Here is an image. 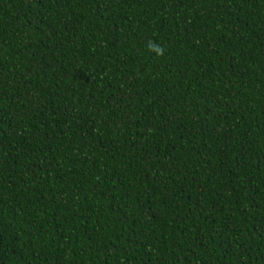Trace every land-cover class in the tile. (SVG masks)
Here are the masks:
<instances>
[{
  "label": "trees",
  "instance_id": "16d2710c",
  "mask_svg": "<svg viewBox=\"0 0 264 264\" xmlns=\"http://www.w3.org/2000/svg\"><path fill=\"white\" fill-rule=\"evenodd\" d=\"M0 264H264V0H0Z\"/></svg>",
  "mask_w": 264,
  "mask_h": 264
},
{
  "label": "clouds",
  "instance_id": "9594fccd",
  "mask_svg": "<svg viewBox=\"0 0 264 264\" xmlns=\"http://www.w3.org/2000/svg\"><path fill=\"white\" fill-rule=\"evenodd\" d=\"M148 50L155 53L157 56H163L165 49L162 45L149 41L147 44Z\"/></svg>",
  "mask_w": 264,
  "mask_h": 264
}]
</instances>
